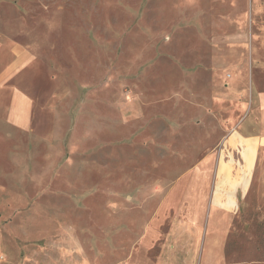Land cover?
Segmentation results:
<instances>
[{
	"label": "rangeland",
	"instance_id": "1",
	"mask_svg": "<svg viewBox=\"0 0 264 264\" xmlns=\"http://www.w3.org/2000/svg\"><path fill=\"white\" fill-rule=\"evenodd\" d=\"M235 131L264 136V0H0V264L121 263ZM250 177L226 264H264V140Z\"/></svg>",
	"mask_w": 264,
	"mask_h": 264
},
{
	"label": "crops",
	"instance_id": "2",
	"mask_svg": "<svg viewBox=\"0 0 264 264\" xmlns=\"http://www.w3.org/2000/svg\"><path fill=\"white\" fill-rule=\"evenodd\" d=\"M8 95L6 125L21 133L30 132L32 100L16 86L10 87ZM262 140L264 136L235 131L218 149L199 160L186 176L188 188L180 197L176 187L170 190L119 264H226L228 236L238 205L249 190ZM208 169L209 190L202 195L205 206L197 207L202 176ZM168 218L171 221L162 233ZM156 246L158 251L152 258Z\"/></svg>",
	"mask_w": 264,
	"mask_h": 264
}]
</instances>
